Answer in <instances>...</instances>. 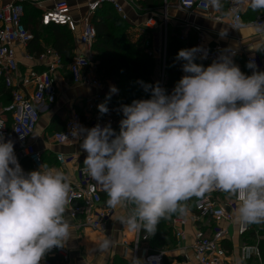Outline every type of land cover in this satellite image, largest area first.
<instances>
[{
	"label": "clouds",
	"instance_id": "1",
	"mask_svg": "<svg viewBox=\"0 0 264 264\" xmlns=\"http://www.w3.org/2000/svg\"><path fill=\"white\" fill-rule=\"evenodd\" d=\"M249 7L264 9V0H249ZM257 30L264 32V24ZM201 51L178 52L186 75L170 95L158 83L145 85L150 99L121 106L118 135L99 124L72 132L83 136V164L108 206H131L121 220L130 230L154 234L162 219L188 211L187 200L214 189L238 197L239 222L264 223V72L245 75L226 55L205 68L194 62ZM98 109L108 112L106 104ZM71 191L69 176L45 163L25 173L13 141L0 135V264H41L47 252L65 246ZM110 246L108 239L99 245Z\"/></svg>",
	"mask_w": 264,
	"mask_h": 264
},
{
	"label": "built area",
	"instance_id": "2",
	"mask_svg": "<svg viewBox=\"0 0 264 264\" xmlns=\"http://www.w3.org/2000/svg\"><path fill=\"white\" fill-rule=\"evenodd\" d=\"M225 8L224 14L215 13L206 0H178L177 7L183 12L198 11L214 22H226L233 31H239L243 28L254 27L264 24V9L252 22L246 23L243 15L245 9L249 6V0H221ZM24 0H16L14 3L5 4L0 0V87L7 90L10 94V102L2 107L0 101V135L5 139L9 133H13L17 142L21 146V154L28 159L36 168L42 165L41 154L29 144V139L36 130L40 120L41 109L43 106L55 103L58 97V88L56 76L65 69L61 56L52 49H47L40 54L28 53L25 58L33 63L43 65L44 71H37L34 68L22 73L19 69L17 60L16 46L28 47L33 41V34L23 23L25 10ZM103 4H110L116 12L126 20L122 7L115 0H94L88 4L87 14L82 19L80 26L77 25L69 4L65 0H54V7L42 15L41 24L43 27L64 26L70 32L79 34V43L82 49L74 56L68 64L69 71L75 84H84L95 88L98 91L104 89V83L97 74V70L90 60V51L96 39V30L91 19L93 14ZM168 18L164 14L161 24L166 27ZM157 22L149 21L145 26L147 30H153ZM197 42L195 47H200L201 52L197 53L196 60L213 63L220 56H228L232 62L239 66L243 72V65L246 66L249 76L253 71L261 69L264 72V62H261L257 55H247L244 50H224L221 47H211L207 44L200 29L195 28ZM186 32L181 35V39L186 41ZM167 50V34L164 32V40L158 50L148 49L147 54L157 59L161 63L159 79L161 87L165 80V56ZM206 52V57L204 56ZM241 59L243 63L241 62ZM254 61L255 69L248 68L247 64ZM32 87V93L28 89ZM102 95L97 94L93 99L86 101L88 112L97 113ZM1 100V94H0ZM118 123L112 117H106L100 126H116ZM95 126H92L93 128ZM76 128L91 129L78 116H74L65 125V128L53 134V141L58 145L75 144L82 142L73 137L72 132ZM19 130V131H17ZM23 137V138H21ZM87 153L84 156V160ZM60 163L64 162L62 155H58ZM69 211L73 217L81 216L85 227L91 230H101L106 226L111 217L110 210L103 207V198L100 185L92 180L88 175L85 165L81 170V180L79 185L71 186ZM192 223L196 226L194 238L193 254L198 264H222L220 257L221 244L227 237V232L215 227L210 234L207 232V221L220 222L225 221L229 224H238V235L242 239L240 247V258L243 262L250 264L256 260L255 264H264V254L261 252L259 244H250L243 241L245 235L250 231L252 224L239 222L236 219V208L239 206V199L235 195H229L221 190H210L203 197H192ZM183 214L175 218L171 226L175 232L177 241H181L185 235L180 229ZM264 227V223L256 224ZM127 227V226H126ZM128 228V227H127ZM135 250L132 264H163L166 252L155 251L147 248L143 258L138 255L140 245H147L150 234L144 231H134ZM56 260L58 262H56ZM68 261V252L63 248H53L47 252L41 261V264H66Z\"/></svg>",
	"mask_w": 264,
	"mask_h": 264
},
{
	"label": "crops",
	"instance_id": "3",
	"mask_svg": "<svg viewBox=\"0 0 264 264\" xmlns=\"http://www.w3.org/2000/svg\"><path fill=\"white\" fill-rule=\"evenodd\" d=\"M15 1L4 0V3L10 4ZM65 1L69 4L72 16L80 30L82 19L87 14L88 4L94 0ZM115 1L122 7L124 14L127 16L126 20L121 19L129 25L128 34L132 44H137L141 39L147 38L152 42V48L158 50L164 40L165 30L168 40L169 31L171 33L178 30L181 32V35L186 32L188 38L189 34L196 35L194 29L197 28L202 32L209 46L221 47L224 50H244L247 55H257L261 62H264V32L258 31L254 27L243 28L235 32L228 27L226 22H214L198 11L188 13L179 10L177 7L178 0H163V6L158 9H143L139 0ZM23 4L26 10V24L28 29L32 31L35 24L41 27L42 15L53 9L54 0H24ZM221 5L219 10L212 8L213 12L224 14L225 8L222 1ZM261 10L263 9L253 11L248 6L243 15L244 21L246 23L254 21ZM165 13L168 18L166 27L160 23ZM31 15H35V19H29V17H32ZM149 21L157 22V26L153 30L145 28ZM222 33L224 34L222 35ZM79 34L80 32L76 35L75 55L82 49L79 43ZM40 45L43 51L52 49L51 46L46 45L44 36L40 40ZM16 50L19 69L22 73L31 68L37 71H44L43 65L30 62L25 58L26 54L32 53L31 44L28 47L16 46ZM91 54L90 51L89 58L92 61ZM92 64L97 70L96 65L93 62ZM258 72L263 71L259 69ZM101 80L104 83V89L98 91L84 84H75L67 68L61 71L56 76L58 88L57 100L51 105L42 107L39 123L29 139V144L34 146L41 154L42 164L45 163L49 168L64 171L70 178L71 186H77L80 183L81 170L86 152L81 147L82 142L63 145L54 143L53 134L62 131L66 123L74 116H78L90 128L103 122L105 117L102 116L103 114L100 111L97 113L87 111L86 101L93 99L97 94H107L111 97H116L118 95V88L113 78H101ZM111 86L117 89L115 93H110ZM32 90L33 88L30 87L28 89L29 93H32ZM0 94L1 106L4 107L10 101V94L6 90H1ZM4 140L13 141L15 155L25 173L39 169L22 156L21 146L13 133H9ZM58 155L63 156V163L59 162ZM100 187L103 207L110 210L111 217L107 221L106 226L101 230H91L84 226L81 216L73 217L69 209L66 211L65 215L71 223V236L64 246L68 252L66 264H132L131 260L135 250V233L121 221L130 215L131 206L109 207L107 204V194L101 185ZM194 214L195 212L192 209H188L183 214L184 219L181 221L180 229L185 237L181 241L176 240L173 249L166 252V257H170L173 264H198L193 254L196 226L192 223L191 218ZM205 225V230L210 234L217 226L227 232V237L221 244L220 257L222 264H247L240 258V247L243 242L238 235L237 223L229 224L225 221H207ZM105 239L111 241V246L102 250L99 245ZM147 248L150 247L140 245L137 250L140 258L144 257ZM56 262L58 261L56 260ZM255 263L256 260H253L250 264Z\"/></svg>",
	"mask_w": 264,
	"mask_h": 264
},
{
	"label": "trees",
	"instance_id": "4",
	"mask_svg": "<svg viewBox=\"0 0 264 264\" xmlns=\"http://www.w3.org/2000/svg\"><path fill=\"white\" fill-rule=\"evenodd\" d=\"M139 3H141L143 9H158L163 6V0H139ZM31 16L29 19H35V15ZM23 23L28 29L26 15H24ZM91 23L96 30V39L91 49L92 62L96 65L100 78H113L118 88L116 97L107 94L102 95L100 104H106L108 112L101 115L105 118L110 116L117 121L118 124L111 127V129L115 135H118L120 121L124 119L121 106L130 105L134 100L150 99L152 95L151 87L145 91V85L154 87L158 83L161 87L159 79L161 63L147 54L148 49H153L152 42L147 38L141 39L137 44H132L128 34L129 25L121 19L110 4H103L98 8L92 16ZM29 31L34 37L30 43L33 54L43 52L40 40L45 33L50 34V38L45 41L46 45L51 46L52 50L61 56L64 66L67 68L75 56L76 34L70 32L64 26L43 27L42 24L41 27L35 24L34 30ZM196 42L197 36L194 34H189L186 41H183L180 31L176 30L171 33L169 31L165 56V80L163 87H161L165 90V94L170 95L181 77L186 75L182 70V66L186 61L177 59L178 52L182 49L194 48ZM194 62L203 65L205 68L210 65L208 62L198 60ZM241 62L243 63L242 59ZM243 73L249 75L244 65ZM1 90L5 89L0 87V93ZM6 92L8 91L6 90ZM111 138H114V136ZM185 204L188 209H192L193 201L191 199L187 200ZM174 215L175 217L170 221L169 218L162 219L156 232L150 234L147 242L150 249L166 252L165 248L176 244L175 232L171 223L182 214L175 213ZM247 240L250 244L258 243L261 252L264 254V227L252 224L250 231L243 239V241ZM154 246H157L160 250L154 248ZM167 260L168 258L165 257L163 264H166Z\"/></svg>",
	"mask_w": 264,
	"mask_h": 264
},
{
	"label": "rangeland",
	"instance_id": "5",
	"mask_svg": "<svg viewBox=\"0 0 264 264\" xmlns=\"http://www.w3.org/2000/svg\"><path fill=\"white\" fill-rule=\"evenodd\" d=\"M43 36H44L45 41L48 40V38H50V37H49L50 34H47V33H45ZM45 43H46V42H45ZM157 73H158V72H157ZM174 217H175V215L172 214V215L169 217V221L172 220ZM132 232H133V231H132ZM133 233H134V232H133ZM173 234H174V232H173ZM172 236H173V235H172ZM174 238H175V242H176V237H175V235H174ZM173 245H174V244H172V246H169V247L165 248V251H166V252L171 251V250L173 249ZM154 248L160 250L159 248H157V246H154ZM167 258H168V260L166 261V264H173V263L171 262V258H170V257H167Z\"/></svg>",
	"mask_w": 264,
	"mask_h": 264
}]
</instances>
